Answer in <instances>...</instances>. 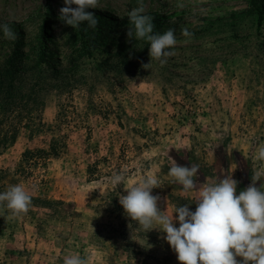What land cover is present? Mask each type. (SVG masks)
I'll return each instance as SVG.
<instances>
[{"label": "rangeland", "instance_id": "374dc122", "mask_svg": "<svg viewBox=\"0 0 264 264\" xmlns=\"http://www.w3.org/2000/svg\"><path fill=\"white\" fill-rule=\"evenodd\" d=\"M141 4L154 34L174 30L163 65L149 57V42L127 36L128 13ZM64 6L0 0V24L18 36L0 30V70L14 77L0 109V192L20 184L32 197L27 214L0 211V264H63L73 253L88 264H179L165 234L132 222L119 195L152 173V195L170 215L174 206L195 211L203 183L231 176L237 194L252 183L264 144L260 1L98 0L86 9L95 29L65 24ZM53 141L56 155L25 162ZM172 161L199 165L195 190L167 175ZM114 173L125 181L113 186ZM255 186L264 190V176Z\"/></svg>", "mask_w": 264, "mask_h": 264}, {"label": "clouds", "instance_id": "9594fccd", "mask_svg": "<svg viewBox=\"0 0 264 264\" xmlns=\"http://www.w3.org/2000/svg\"><path fill=\"white\" fill-rule=\"evenodd\" d=\"M97 4L98 0H64L59 19L73 28L87 22L89 28L95 29L99 21L86 9H95ZM177 7L183 5L177 4ZM143 13L142 4L128 13L133 27L128 28L127 36L149 42V57L163 65L174 55L169 51L177 43L174 30L154 34L153 18ZM0 30L7 39L18 38L8 24H0ZM181 34L185 37L192 35L187 28L181 29ZM142 66L147 69L148 64ZM253 159L261 167L251 178L252 183L239 194L238 181L231 176L214 183H203L195 200V211L187 205L174 206L170 215L161 211L158 207L160 197L152 195V189L159 187V180L152 173L128 187L126 195H119V204L124 214L145 232L152 229L162 231L179 264H264V190L255 186V182L264 176V144L258 147ZM198 169L196 164L184 167L172 161L167 175L182 185L184 192H189L197 188L194 177ZM124 181L123 173H114L110 178L113 186ZM31 205V195L20 184L0 192V211L7 210L9 219L27 214ZM63 264H88V260L73 253L64 257Z\"/></svg>", "mask_w": 264, "mask_h": 264}, {"label": "trees", "instance_id": "16d2710c", "mask_svg": "<svg viewBox=\"0 0 264 264\" xmlns=\"http://www.w3.org/2000/svg\"><path fill=\"white\" fill-rule=\"evenodd\" d=\"M260 1V7L258 8V14H259V21L263 18L264 14V0H259ZM44 52H40V58L39 61H42ZM5 83H7L6 87H10V89H7L5 87ZM13 84H14V77L13 73L10 68H5L3 70H0V109L1 107L5 105H9V100L8 95L6 92L12 91L11 88L13 89ZM57 148H58V143L55 141L52 142V144L49 145L47 149H35L26 152V155L24 156V160L26 163L30 164H38L41 161H46L45 159H48L49 156L56 155L57 153Z\"/></svg>", "mask_w": 264, "mask_h": 264}]
</instances>
